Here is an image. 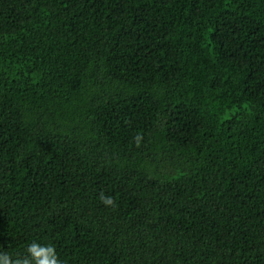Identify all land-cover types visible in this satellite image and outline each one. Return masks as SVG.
Listing matches in <instances>:
<instances>
[{
  "label": "trees",
  "instance_id": "1",
  "mask_svg": "<svg viewBox=\"0 0 264 264\" xmlns=\"http://www.w3.org/2000/svg\"><path fill=\"white\" fill-rule=\"evenodd\" d=\"M34 242L264 264V0H0V252Z\"/></svg>",
  "mask_w": 264,
  "mask_h": 264
},
{
  "label": "clouds",
  "instance_id": "2",
  "mask_svg": "<svg viewBox=\"0 0 264 264\" xmlns=\"http://www.w3.org/2000/svg\"><path fill=\"white\" fill-rule=\"evenodd\" d=\"M106 206L114 205L111 197H100ZM0 264H61L56 254V249L52 245H41L31 243L27 248V255L13 259L6 252H0Z\"/></svg>",
  "mask_w": 264,
  "mask_h": 264
}]
</instances>
